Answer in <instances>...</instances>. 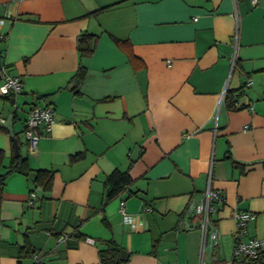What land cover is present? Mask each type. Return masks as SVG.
I'll use <instances>...</instances> for the list:
<instances>
[{
  "label": "crops",
  "instance_id": "0c3cea01",
  "mask_svg": "<svg viewBox=\"0 0 264 264\" xmlns=\"http://www.w3.org/2000/svg\"><path fill=\"white\" fill-rule=\"evenodd\" d=\"M235 9L232 0H0V84L3 72L22 81L0 92V174L17 156L12 137L30 168L54 170L33 206L31 176H6L0 264H16L26 242L42 264H101L109 240L128 253L120 264H198L200 232L178 221L209 177L225 202L204 264H264L232 253L234 210L254 212L246 235L264 236V0ZM87 33L94 48L80 57ZM47 103L55 122L30 151L27 112ZM115 168L132 181L105 200Z\"/></svg>",
  "mask_w": 264,
  "mask_h": 264
},
{
  "label": "built area",
  "instance_id": "2783aa9c",
  "mask_svg": "<svg viewBox=\"0 0 264 264\" xmlns=\"http://www.w3.org/2000/svg\"><path fill=\"white\" fill-rule=\"evenodd\" d=\"M234 5V12L236 11V0H232ZM258 0H251L254 5ZM236 13V12H235ZM1 23V20H0ZM4 35L0 32V39ZM236 58L233 54L230 59V71L235 66ZM251 79L246 81V85L250 83ZM22 87V81L17 75H10L6 72L2 74V82L0 84V92L15 93L19 92ZM224 93L222 94V97ZM55 122L54 105L47 103L44 105H33L27 112L24 126V136L27 142V147L30 151H34L36 143L42 133L48 132L52 124ZM37 197V191L32 188L29 191L26 199L27 206H33ZM225 202L224 193L216 187H213L208 178L206 187L199 197L194 198L190 196L185 206L183 207L178 221V227L187 228L195 225L200 232L199 251H198V264H204L207 253L219 244V231L217 229L213 214H215ZM119 209L124 215V219L130 220V217L124 211V201H120ZM150 209V207H147ZM256 214L250 210H234L232 217L235 221L236 232L235 242L233 245L232 253L235 258H241L247 262H256L264 258V236H247V225L255 218ZM195 220V223H190V220ZM49 233V231H48ZM68 233L64 232L58 236L59 241H64L68 238ZM213 257V256H212ZM32 258L35 262L40 259L37 254H33ZM215 258V257H213Z\"/></svg>",
  "mask_w": 264,
  "mask_h": 264
},
{
  "label": "trees",
  "instance_id": "16d2710c",
  "mask_svg": "<svg viewBox=\"0 0 264 264\" xmlns=\"http://www.w3.org/2000/svg\"><path fill=\"white\" fill-rule=\"evenodd\" d=\"M95 44V37L93 34L87 33L82 34L81 38L78 42V50L80 57L88 56L92 53ZM86 73V68L79 64L76 72L72 76V80L77 84L84 77ZM233 90H227L224 94V99L226 101V105L228 108H234V94ZM239 92L236 93V95ZM82 156V153L73 154L70 158L71 160H75ZM17 171L23 173L25 175L31 176V181L33 184V188H41L42 192H47L50 190L52 186L54 170L48 168H38L32 169L28 165L27 159L17 155L13 157L8 164L7 169L0 174V200L2 195V188L5 181L6 176L13 172ZM132 179L126 170H120L118 168L113 169L109 174H107L105 178V183L107 185L106 189V199L109 200L118 194H120L124 189H126ZM35 252L32 251V247L29 243H25L19 247L18 255L16 258V264H27L25 260L30 258ZM120 248L112 241L109 240L106 243L105 248H101L98 252L99 259L101 264H120L119 260ZM30 264H42L40 261H33Z\"/></svg>",
  "mask_w": 264,
  "mask_h": 264
},
{
  "label": "water",
  "instance_id": "95a60500",
  "mask_svg": "<svg viewBox=\"0 0 264 264\" xmlns=\"http://www.w3.org/2000/svg\"><path fill=\"white\" fill-rule=\"evenodd\" d=\"M12 141H13V144H14V153H15V155H18V143H17L15 137H12ZM137 148H138L137 146L134 147V149L132 151V156H131L132 159L136 155ZM37 190L38 191H42L41 188H37ZM127 256H128L127 251H125L124 249H121L120 250V253H119V259L120 260H126L127 259Z\"/></svg>",
  "mask_w": 264,
  "mask_h": 264
},
{
  "label": "rangeland",
  "instance_id": "374dc122",
  "mask_svg": "<svg viewBox=\"0 0 264 264\" xmlns=\"http://www.w3.org/2000/svg\"><path fill=\"white\" fill-rule=\"evenodd\" d=\"M230 75H231V73H230ZM230 75H229V76H230ZM229 78H230V77H229Z\"/></svg>",
  "mask_w": 264,
  "mask_h": 264
}]
</instances>
